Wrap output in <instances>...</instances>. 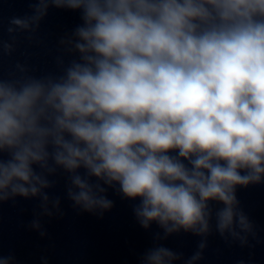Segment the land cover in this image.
Returning <instances> with one entry per match:
<instances>
[{
    "label": "clouds",
    "instance_id": "9594fccd",
    "mask_svg": "<svg viewBox=\"0 0 264 264\" xmlns=\"http://www.w3.org/2000/svg\"><path fill=\"white\" fill-rule=\"evenodd\" d=\"M50 7L80 11L82 24L60 41L73 58H57L59 75L18 63L19 78L0 77V204L39 199L30 226L45 236L39 217L62 215L49 177L63 170L75 210L102 217L111 188L139 201L133 213L158 225L156 241L200 237L184 264L203 259L210 202L226 242L255 239L236 192L264 183V0H35L9 19L0 55ZM182 259L157 244L139 264Z\"/></svg>",
    "mask_w": 264,
    "mask_h": 264
}]
</instances>
